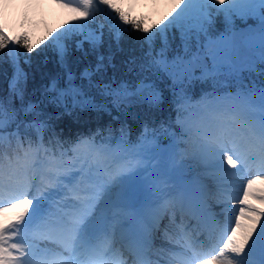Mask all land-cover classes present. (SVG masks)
<instances>
[{"label": "snow or ice", "instance_id": "6c2138e0", "mask_svg": "<svg viewBox=\"0 0 264 264\" xmlns=\"http://www.w3.org/2000/svg\"><path fill=\"white\" fill-rule=\"evenodd\" d=\"M59 2L62 7L84 17V22L77 21L78 29L65 30L57 37V56L61 66L67 65L70 55L68 39L75 35L79 36V39L73 41L77 51L85 55L89 51L96 54L95 69L84 68L82 79L90 80L93 71L99 72L105 61L111 63L112 55L105 56L100 51L104 44V26L100 24L97 29H92L89 23H95V13L91 11L94 4L97 5V11L111 9L120 24L119 30L110 34L111 39L119 49L125 33L130 34L133 30L145 33L142 48L145 45L146 48L138 67L141 73H162L170 80V90L175 97L178 112L183 109L184 102L188 99L184 89L185 81L191 79L195 70H180V65L189 63L184 56L169 59L170 33L172 39H175V33L179 32L181 46L185 52L190 51L194 45V58L198 61L201 75L205 78H215L222 74L243 71L237 68L239 53L233 36L225 34L215 40L211 38L210 31L215 16L223 14L226 21H231L233 17L245 19L256 16L260 22L256 41L260 59L264 61V0H227V3L225 0H219V5L216 0H182L181 4L176 5L174 12L161 21L160 26L152 28L142 27L145 24L144 19H129L128 14L112 0H79L78 4L69 3L67 0ZM100 4L104 6L103 9H100ZM61 39L64 43H59ZM157 39L160 40L159 49L155 47ZM11 43L13 41L0 29V50ZM15 43L22 44L27 53L33 51L25 36L19 37ZM85 44L89 46L87 50ZM10 59L13 66L10 94L19 99L20 106L16 107L11 99L6 106L0 98V139L7 135L10 142L13 139L16 141L18 147L8 155L7 175L3 164L4 155L0 151V182L5 179L11 181L14 176H19L22 178L23 190L19 196L8 202L7 207L0 206V211H7L8 207L22 208V211L15 220L0 223V264H17L13 251L23 252L22 264H153L151 259L147 262L131 257L124 259V252L115 248L117 225L129 207V201L135 191L132 188L133 181L121 174L131 167V164H126L113 173L107 162L99 159L106 150L95 145H92L93 154L89 156L65 162L63 156L67 153L61 152V158L57 160L54 148L44 146V133L51 127V117L45 115L40 102H25L28 73L21 66L18 52ZM31 59V56H26L23 63L31 66ZM131 63L136 64V59L133 58ZM66 76V86L63 89L58 87L56 79L51 81L46 92H54L56 95L49 99L65 108L67 98L71 99L73 107H95L82 89L74 86L75 76L70 69L67 70ZM120 89L111 90L109 94L115 95L121 103L146 104L155 108L164 102L162 91L149 75H143L137 83L125 82L120 85ZM259 98L260 119L258 123H249V134L240 145L254 152L264 164V88L260 90ZM29 116L32 119H28ZM148 131V126L145 125L142 136L147 137ZM187 131L191 135L192 130ZM34 144L37 152L43 147L45 156L51 159L30 162L28 156ZM59 146L63 148L62 144ZM237 151L235 140L210 131L200 135L194 159L203 165L209 176H218L228 173L229 167L238 168L239 161L235 155ZM138 155L139 152L133 153V156ZM86 182L88 187L85 188L83 185ZM255 183L256 179L249 178L242 187L238 214L232 220L231 226L225 229L219 242L220 246L206 256H201L195 251L197 247L210 245H199L196 231L201 225L196 213L191 212L197 223L195 230L188 235L190 247L183 249L178 261L158 259L156 264H208L209 260L215 261V264H264V209H258L248 203V198L252 197L264 205V190H254ZM81 192H87L88 195L82 196ZM69 193L72 195L69 196ZM69 204L72 210L65 211ZM179 206L181 215L177 216L174 212L170 222L183 225V221L188 218L184 198L179 201ZM245 218L251 222L250 225H242L241 220ZM163 219L161 217L154 223L146 224L143 232L130 239V249L134 251L155 247V234L161 227L165 234L169 231L167 226L163 225ZM183 228L187 235L192 225L189 223L183 225ZM242 228L244 230L238 235ZM165 243L171 245L172 241L166 240ZM225 252L233 254L232 257L225 259Z\"/></svg>", "mask_w": 264, "mask_h": 264}, {"label": "rangeland", "instance_id": "374dc122", "mask_svg": "<svg viewBox=\"0 0 264 264\" xmlns=\"http://www.w3.org/2000/svg\"><path fill=\"white\" fill-rule=\"evenodd\" d=\"M75 1L79 3V0ZM67 2L76 4L71 0H68ZM112 2L118 7H121L123 11L127 12L129 15L144 19L145 25H149L152 28L153 26H160L161 21H163L165 17L169 16L170 13H173L176 5L181 4L182 0H112ZM216 3L219 5V0H216ZM225 3H227V0H225ZM78 15V13L71 11V9L62 7L59 0H0V26L6 33H8L10 37L17 36L22 32H25L27 35H29V39L31 41L42 35H44L42 37L46 38L47 36L52 37L56 29L65 28L64 25H62L63 20H69L70 23H73L75 28L78 21L76 17H79ZM239 18L240 17H237L239 23H245L248 20H258V17L256 16L246 17L245 19ZM78 27L79 25L77 26V29ZM230 33L231 32L226 28L218 29L210 35L211 38L215 40L217 37L225 34L230 35ZM194 47L191 48V55L193 57L195 53ZM179 67L180 70L186 68L184 65H180ZM197 73L199 76H202L200 69L197 71ZM186 82L187 81H185V83ZM123 83L125 82L117 83L115 87H111L110 85L107 87L105 84L94 83V85L106 90V94L102 95L105 98L102 99L95 97L93 93H88L82 89V91L86 94V97L89 98L95 105V107L87 106L85 108H106L109 100H112L113 103L118 105H131L118 102L115 95L109 94L111 90L120 91V85ZM76 87L80 88L78 86ZM248 96L250 109L247 115L261 116V102L259 93L255 91H249ZM233 98L234 97H224L223 104L228 102L231 103L232 106L235 105L236 107V105H238L237 103H245L242 96L238 100L236 99L237 97H235V99ZM189 102V98L184 102L182 109L184 116L177 122L178 125L176 126L175 130L169 129L166 134L161 137H158V135L155 136L148 132L147 137L142 136L136 141L128 140L123 135H119L114 142L116 149L114 146H106L104 144L99 146L106 150L99 156V159L106 161L109 167L112 166L113 168L111 170L113 173L118 172L126 164H131V167L121 174L123 176L129 177L133 181L134 185L137 184V193L140 191L142 192L141 202L143 201L145 204H150L152 200L151 197L153 198L152 205L150 206L155 207V218L157 221L161 217L164 218L163 225L167 226L169 230L167 233L169 236H166V239L168 240H171L170 238L174 239V236L176 235H180L176 223L173 224L170 222L172 218L170 207H173V199L177 198L175 197V194L177 195V191L172 184H169L168 188L163 189L161 187L165 186L171 180L183 179L185 181H189L191 178L192 179L189 181V183L195 185L197 189L201 190L203 185L206 186L208 192L205 195H201V192L199 194L197 193V195H193V200L195 204H198L196 201L199 200L202 207H204V210H206L211 216V218H205L212 220V218L216 217L218 219L216 222L219 223V229L217 230L219 231V236L222 238L225 229L231 226L232 220L237 215L234 204L241 198V189L244 186V182L239 177H230V174H237L240 177L248 179H256V183L253 185L254 190H264V181L260 175H257V169H253L248 174L245 170H243V166L239 164L237 169H231L229 167L228 173H221L218 176H209L206 173L203 165L194 159V153L198 148L200 135L210 131H215L211 124L205 118H202L201 114L206 113L207 110L205 109V111H202V105L199 104L197 107L191 106ZM5 104L7 106L8 103ZM246 106H248V104H246ZM212 107L213 110L216 111L214 105H212ZM67 108H73L70 98H67ZM221 108H223V106ZM189 117H192L193 120H191ZM188 129H191L193 132L197 131V134L192 133L189 135L187 131ZM164 136H166V138L161 139ZM96 146L98 147V145ZM61 152L67 153L63 156V160L65 162H69L70 160L67 157H71V161H74L78 158L93 154L92 145H89L88 143H86V145L79 150L75 149V147H72L62 149ZM136 152H139L140 155L133 156V153ZM60 154L58 156L56 155L57 160L61 158ZM43 157V161L49 159L47 156ZM35 159L36 158L33 160ZM111 161L112 165H110ZM16 187H19L18 191L16 190ZM83 187H88L87 182L83 185ZM7 188L9 190L6 189L8 192L6 194L12 198L11 200L19 196L20 192L23 190L22 184H18L15 186V188ZM169 193L172 195H169ZM85 194L80 195L86 196ZM71 195L72 194L69 193V196ZM185 199L187 200L186 203L188 204L189 200L187 198ZM203 199L205 204H207L206 202L208 200V205L202 203ZM248 200L256 208L264 209V205H261L259 201L255 200L254 198L249 197ZM179 201H177L178 208L180 207ZM0 203V206L3 207H7L8 205V202L7 204L3 202ZM191 208H193L192 205H190V209ZM185 210L188 211L189 208L185 206ZM21 211L22 208L18 207H8L7 211H0V223L11 222V217H16V215ZM105 211L106 214H108L107 210ZM133 211L134 209H132L129 204V207L125 210L119 223L125 226L131 224L135 218L136 209L135 215ZM132 215L134 216L133 218H131ZM245 221H247V224H243ZM241 223L242 225L248 226L251 222L245 218L241 220ZM257 227H259V225H257ZM243 230V228L239 230L238 235ZM164 235L166 234L163 231V227H161V229L155 234L156 240L154 248L157 247L158 249L153 250V253H156L157 251L165 252L164 249H166V245L164 242L161 243L162 241H160V238H163ZM13 253L17 252L13 251ZM232 255L233 254L227 252V258L225 259L231 258ZM213 264H215V261Z\"/></svg>", "mask_w": 264, "mask_h": 264}, {"label": "trees", "instance_id": "16d2710c", "mask_svg": "<svg viewBox=\"0 0 264 264\" xmlns=\"http://www.w3.org/2000/svg\"><path fill=\"white\" fill-rule=\"evenodd\" d=\"M103 9V6H99ZM91 11L95 13V23L91 24L92 29H97L102 24L104 32V44L100 49L101 52L108 56L112 55L111 63L105 61L104 67L99 71H93L91 79L81 78V73L84 68L91 67L95 69L96 54L88 52L87 55L77 51L74 47L73 41L79 39L78 35L69 37L68 44L70 48V55L68 57L67 65L61 66L59 58L57 56V37L61 35L65 30L74 28L73 23L69 20L64 22L62 29H56L52 37H37L34 41L29 39V36L25 32L18 34V36L12 39L13 43L9 44L5 49L0 50V98L5 103L11 99L16 107L20 106V101L17 97L11 96L7 92V85L10 78L13 76V66L10 57L19 53L21 66L28 73V80L25 93V102L31 101L33 103L40 102V107L46 116H50L49 121L51 127L44 133V146L54 148V151L61 148L59 145L67 146L71 145L80 139L94 140V141H111L113 138L120 134H124L127 139L135 140L142 135L144 126L147 125L149 131L154 133H161L165 131L171 122L178 114L177 106L174 102L170 92L164 93V102L155 108H150L146 104H132L122 106L120 109H116L111 105L109 108H65L63 105L53 103L49 97H55L56 93L46 92V88L50 87V83L53 79L58 81V87L65 88L67 76V70H71L75 76L73 81L74 86H78L88 93H94L97 97V89L92 88V83L96 84H110L113 82H136L142 78L143 75H149L152 79H156V75L151 73H141L138 65L143 59V52L146 45L142 48L143 37L145 33L142 31L133 30L130 34L125 33L120 41L119 49L115 42L111 39V33L119 30L120 24L118 23V17L113 10L97 11V6L93 5ZM115 17V19H113ZM129 19L135 18L128 15ZM76 20V19H74ZM77 21V20H76ZM251 21V20H250ZM84 22V21H82ZM231 22L238 23L233 17L231 21H226L223 14L215 16L214 24L211 28L213 31L215 28H223L224 25ZM77 23L76 27L77 28ZM148 26L149 25H142ZM124 27H128L124 25ZM151 28V27H150ZM155 30V29H154ZM87 31V29H85ZM27 38L28 46L33 48L31 53H27L25 47L22 44H17L15 41L21 37ZM170 48L169 51H174L181 43L179 38V32L175 33V39H172L170 33ZM9 40H11L9 38ZM59 43H64L61 39ZM109 45L111 47L109 48ZM155 47L159 49L160 40L157 39ZM89 46L85 44L87 50ZM173 53V52H172ZM26 56H31V66L23 63ZM135 58L136 64L131 63V60ZM261 67V68H260ZM259 70L253 73V70L249 73L245 70L238 74L236 78H223L225 84L220 80H214L213 78L195 79L191 87H188L187 92L190 94L192 100L198 99L202 95H211L213 91H235L237 89L256 88L260 84L264 83V65L258 67ZM261 69H263L261 71ZM228 81V82H227ZM163 85V83H162ZM222 85V86H221ZM208 93V94H207ZM31 135V133H29ZM18 147L16 141L13 139L11 142L9 139L0 140V151L4 155V168L7 172L8 168V155L10 152ZM27 148V140H25V149ZM23 154V150L21 152ZM36 145L29 154L36 155ZM28 156V157H29Z\"/></svg>", "mask_w": 264, "mask_h": 264}, {"label": "bare ground", "instance_id": "6f19581e", "mask_svg": "<svg viewBox=\"0 0 264 264\" xmlns=\"http://www.w3.org/2000/svg\"><path fill=\"white\" fill-rule=\"evenodd\" d=\"M214 127H215L216 131H219L221 133L223 132V130H226V132L229 131V128L228 127H225L224 124L221 123L220 121H218L215 124ZM227 134H228V132H227ZM228 135L233 140L234 133H230ZM180 182L182 183V186H183V192L180 193L179 196L180 195L183 196L184 195L183 193H185V190H186V195L188 194V191L190 193H192L193 195H196L197 189L195 188V186L193 184H191V183H185V182H182V181H180ZM203 188H204V192L203 193L205 194L206 193L205 187H203ZM248 203H249V201H248ZM237 205H238V203H235L234 204V206H237ZM194 207H196V205ZM64 210L65 211H69L66 208ZM151 210H152V208H149V207H144V208L139 207L137 209V213H138L139 218L140 217L142 218L141 220H139V218H137V220H136V224H137V226H136L137 228L136 229H137V231H139V234L145 230V225L146 224L154 223L155 218H153L152 211ZM175 210L178 213V215L180 216L181 215L180 211L178 209H176V208H175ZM243 224H247V221H245V223H243ZM119 231L120 232H124L127 235H129V234H131V232H133V230L131 228H129V227H123L121 225L119 226ZM176 245H177L176 246V251H178V252H176L174 256H170V255L167 256L166 254H163L164 256H159L160 259H162L164 261H167V260H170V259H173V260H177L178 261L181 258V253H182L183 249L186 248V247H185V243L182 242V241H177V244ZM137 251L140 254H142V258L144 260L145 259H149L150 252L147 251V249H144V250L137 249ZM176 255H178V256L176 257ZM165 256H167V257H165ZM130 257H131V259H133L132 256H128V259ZM224 258H227V252H225V257ZM23 260H24L23 257L18 256L17 257V264H22ZM208 264H213V261L209 260L208 261Z\"/></svg>", "mask_w": 264, "mask_h": 264}, {"label": "water", "instance_id": "95a60500", "mask_svg": "<svg viewBox=\"0 0 264 264\" xmlns=\"http://www.w3.org/2000/svg\"><path fill=\"white\" fill-rule=\"evenodd\" d=\"M260 22L256 25L241 27L233 31L232 36L235 44L238 48V60L237 66H242L245 63H255L254 52H260L256 36L259 31ZM189 65L195 68L197 62H192L191 58H188Z\"/></svg>", "mask_w": 264, "mask_h": 264}]
</instances>
